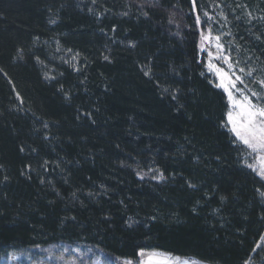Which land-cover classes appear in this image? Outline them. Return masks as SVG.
I'll list each match as a JSON object with an SVG mask.
<instances>
[{"label": "trees", "instance_id": "obj_1", "mask_svg": "<svg viewBox=\"0 0 264 264\" xmlns=\"http://www.w3.org/2000/svg\"><path fill=\"white\" fill-rule=\"evenodd\" d=\"M219 7L264 68V0H0V259L81 243L264 264V181L198 48Z\"/></svg>", "mask_w": 264, "mask_h": 264}, {"label": "snow or ice", "instance_id": "obj_2", "mask_svg": "<svg viewBox=\"0 0 264 264\" xmlns=\"http://www.w3.org/2000/svg\"><path fill=\"white\" fill-rule=\"evenodd\" d=\"M95 2V0H94ZM192 9H196V0H192ZM249 15H251L249 13ZM204 16L211 21L213 18L207 12ZM227 18L225 17V20ZM55 23V21H52ZM195 24H201V17L199 14L195 17ZM224 25H221L223 27ZM230 35V33H228ZM213 35L211 24L209 23L207 31L201 29L200 42L198 45L199 52L207 51L208 65L210 71H213L219 78V83L215 84L216 88L223 89L227 97V111L225 113L226 120L223 127L234 137L233 143H239L245 146L248 156L252 158L253 163H248L245 158V165L252 169L262 180H264V79L257 80L253 77V69L246 70L244 67L236 68L239 61L233 62L228 55H225L224 45L221 43V36ZM135 46V45H133ZM207 46V47H206ZM214 47L216 52L213 53L210 49ZM70 51V50H69ZM75 59V57H73ZM104 59H108L107 56ZM222 60L227 65V71L214 64L213 60ZM0 71H3L0 69ZM237 72L239 74H237ZM145 75H149L145 71ZM203 75V73H201ZM251 78V80H249ZM248 81V82H246ZM249 82H255L259 85V90H253L249 87ZM173 95V99H175ZM47 126V125H45ZM137 175H140L137 173ZM144 177L141 176V179ZM153 179L164 180L166 177L161 172L159 176H153ZM194 187V185H190ZM261 197H264V192H260ZM131 219V218H130ZM155 219V217H152ZM131 226V224L129 225ZM264 242V236L260 237ZM256 248H261V244H257ZM264 250V249H262ZM255 251V249H253ZM139 255L143 257L144 251L141 249ZM176 264H197L196 261L190 259L175 258ZM123 264H132L131 260H125ZM244 264H251V257L244 261Z\"/></svg>", "mask_w": 264, "mask_h": 264}, {"label": "rangeland", "instance_id": "obj_3", "mask_svg": "<svg viewBox=\"0 0 264 264\" xmlns=\"http://www.w3.org/2000/svg\"><path fill=\"white\" fill-rule=\"evenodd\" d=\"M222 12L223 11L220 7L218 9L212 8L208 14L213 19L209 21L207 17L205 27L202 29L206 32L210 23L213 30V35H220L223 33L221 36V43L224 45L225 55H228L233 62L239 61V63L236 65V68L238 69L239 67H244L246 70L251 68L253 69V77H255L257 80L264 79V68L262 67V64H260L256 59H253L249 53H241V48L236 43H234L235 39L232 35V28L229 24V19L225 14H222ZM249 13L251 15H249ZM243 14L245 15V19H247L248 23H256V17L250 10L243 9ZM225 17L227 18L226 20ZM221 25L224 26L221 27ZM246 30L248 31V34H251L252 29ZM228 33H230V35ZM208 50H211L213 53L216 52L214 47H211ZM200 55L205 62V68L208 74L213 78L215 84L219 83L218 76H216V74L213 71H210L207 67V51L200 53ZM212 62L227 71V65L224 64L222 60L214 59ZM237 74L239 73L237 72ZM249 80H251V78H249ZM249 87L253 88V90H259V85L255 82H249ZM220 90L224 93L223 89ZM224 94L226 95V93ZM246 158L248 163L254 162L250 156L247 155ZM248 169L255 173L252 169ZM259 244H261V248H257V250L260 251L264 249V242L260 241ZM262 251L264 252V250ZM144 253L145 255L143 257L139 255L138 260L132 261V264H176L175 258L178 257L160 251H144ZM179 258L190 259L183 257ZM190 260L196 261L197 264H206L195 259ZM123 262L124 261L115 259L103 253L99 249L81 243H58L57 245L36 248L25 253L12 254L8 257H3L0 259V264H123ZM251 264H260V262H257L254 259L251 260Z\"/></svg>", "mask_w": 264, "mask_h": 264}]
</instances>
